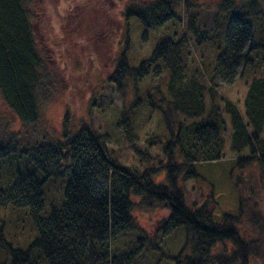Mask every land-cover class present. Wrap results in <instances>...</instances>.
<instances>
[{
	"label": "trees",
	"instance_id": "1",
	"mask_svg": "<svg viewBox=\"0 0 264 264\" xmlns=\"http://www.w3.org/2000/svg\"><path fill=\"white\" fill-rule=\"evenodd\" d=\"M177 1L134 5L126 9L125 16L138 18L148 29L181 23V16L174 11ZM182 1L188 8L199 5L197 0ZM238 2L219 0L217 4L225 21V46L217 50L210 78L212 82H233L238 75L254 76L244 98V116L235 103L219 97L204 83L202 70L191 59V39L196 48L209 41L216 49L221 44L217 32L210 37L208 29L197 26L198 14L192 12L187 32L172 30L137 67H130L123 55L110 78L120 89L129 74L138 82L150 73L166 72L165 90L148 94L150 108L160 114L168 133L164 145L168 160L161 167L165 182H156L154 168L137 173L119 163L88 128L63 144L29 150L27 154L43 178L34 172L20 174L11 186L0 189V209L27 208L37 235L27 247L17 248L5 242L1 233L0 250H4L5 259L0 264H136L149 238L133 217L135 198L139 205L158 204L169 211L164 234L184 228L187 241L173 258L176 264H251L252 259L264 264V75L256 76L264 74V0ZM218 20L219 16L214 25ZM45 74L30 8L25 0H0V94L24 123L39 119L46 93ZM138 103L139 99L133 106ZM178 116L201 119L186 123L178 121ZM127 121L123 116L122 122ZM227 126L231 129L230 149L237 154L234 167L239 174L233 182L239 213H224L217 219L212 196L197 209L186 207L180 181L196 176L197 163L223 158ZM162 138L157 140L163 142ZM246 150L249 154L243 155ZM8 153L0 146V162ZM69 167L72 173L64 201L46 212V184ZM246 169L251 171L245 174ZM243 219L251 237L241 230ZM128 235L136 236L132 250L114 246Z\"/></svg>",
	"mask_w": 264,
	"mask_h": 264
},
{
	"label": "rangeland",
	"instance_id": "2",
	"mask_svg": "<svg viewBox=\"0 0 264 264\" xmlns=\"http://www.w3.org/2000/svg\"><path fill=\"white\" fill-rule=\"evenodd\" d=\"M150 1L153 0H25L45 60L46 93L42 96L39 119L35 123L22 122L0 94V146L9 152L0 162V189L11 186L25 172H34L42 179V172L27 152L63 144L84 128L99 136L109 155L119 163L137 173L154 168L157 170L156 182H165L161 167L168 160L164 151L168 133L160 114L150 108L148 94L151 90H165L166 72L150 73L138 82L129 74L120 89L110 78L123 55L130 67H137L151 57L157 43L169 37L172 30L187 32L186 25L192 12L198 14L197 26L208 29L210 37L217 32L221 44L216 49L214 42L209 41L196 48L191 39V59L202 70L204 83L213 87L219 97L235 103L244 116V98L254 76L245 73L233 82L223 79L212 82L210 78L217 50L225 46L222 37L225 21L217 6L219 0H197L199 5L194 8L185 7L182 0L177 1L174 11L181 16L182 22H169L158 28H145L138 18L125 16L128 7ZM217 16L218 24L214 25ZM260 75L264 74L256 76ZM137 99L139 103L134 107ZM123 116L128 117L125 123ZM200 119L178 116V121L186 123ZM230 133V126H227L225 151L220 161L199 162L195 165L196 176L180 181L186 207L197 209L212 196L217 219L224 213H239L238 191L233 182L239 170L234 167L237 154L230 149ZM158 137H163V142L158 141ZM247 154L248 150L243 153ZM250 171L244 170L245 174ZM63 172L62 176L51 177L45 186L46 212L50 211L51 205H60L64 201L72 167ZM135 202L133 217L149 238L136 264H176L173 258L187 241L184 228L164 234L170 219L169 211L158 204L153 207L139 205L136 198ZM246 205L253 206L252 203ZM262 208L264 210V206ZM0 229L3 240L17 248L27 247L37 235L27 208L0 209ZM241 230L247 237L252 236L244 219ZM136 244V236L128 235L116 241L114 246L129 251ZM227 248L231 249V245ZM4 259L5 252L0 250V261ZM251 264L261 263L252 259Z\"/></svg>",
	"mask_w": 264,
	"mask_h": 264
}]
</instances>
